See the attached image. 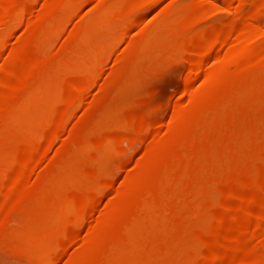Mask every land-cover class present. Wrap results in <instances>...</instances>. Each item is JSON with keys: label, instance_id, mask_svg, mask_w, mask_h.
I'll use <instances>...</instances> for the list:
<instances>
[{"label": "rangeland", "instance_id": "obj_1", "mask_svg": "<svg viewBox=\"0 0 264 264\" xmlns=\"http://www.w3.org/2000/svg\"><path fill=\"white\" fill-rule=\"evenodd\" d=\"M22 1L25 0H0V12L2 5ZM58 1L34 0L18 24L0 30V61L4 56L5 60L9 57L18 61L37 54L49 60L59 48L73 42H70L73 38L77 49L59 66L56 81L64 92L70 83L85 74L92 78L82 98L64 119L61 116L64 95L43 104L45 117L61 123L58 132L44 122L39 125V138L51 139L44 162L35 169V173L51 174L46 190L40 191L32 185L33 178L30 186L11 188L0 177V214H10L19 220L0 219V233L7 229L20 236L15 242H0V264H205L213 249L220 245L222 234L227 232L228 224L223 219L232 214H254L258 210L256 205L226 210L221 206L223 192L238 176L247 175L256 181L264 177V67L250 74L235 72L232 82L239 87L249 83L251 88L237 95L225 89L216 99L215 107H220L219 110L195 117L191 131L185 127L191 119L189 107L211 87L203 85L197 95L190 92L186 78L191 65L190 53L185 48L193 45L201 29L233 15V9L218 11L191 24L192 21H186V14L196 7V0H171L176 11L168 13L162 10L165 5L170 6L167 0H135L147 4L139 11L125 9V13H130L125 15L127 21L122 25L108 23L101 27L100 34L93 32L78 38L79 28L94 29L92 20L104 1L82 0L60 18L48 38L37 37L41 19L34 23L39 24L36 28L25 31L44 11L48 12L46 16L55 13ZM95 3L99 5L94 9ZM175 18L178 24L171 29L170 36L156 39L155 35L173 25ZM131 19L134 24L130 23ZM263 20L264 17L260 19L262 23ZM261 40L264 42L263 36L252 44L260 45ZM239 49L233 45L229 52L235 54ZM220 66L217 63L213 66L216 75L222 72L217 70ZM0 74L1 80H11L19 73L1 65ZM171 119L180 123L178 128L169 129ZM143 120L149 127L160 122L152 142L146 134L141 143L123 152L114 146L100 150L91 147L83 153L76 149L78 143H98L106 137L105 141L113 145L115 139ZM12 124L0 132L2 136L6 133L7 138L4 137L8 141V146L0 144V148L10 146L4 151L10 163L16 165L27 137L24 119ZM59 148L68 153L60 162ZM54 164L57 166L53 167ZM105 178L110 179L111 185L102 195L91 223L87 224L86 217L80 223L75 241L66 244L64 239L63 247H51V236L43 230L44 226L54 219H64L63 213L39 210L35 203L48 200V190L56 193L59 202L78 201L89 196L84 180L101 182ZM149 189L163 194L172 191V194L163 203L147 208L143 219L132 221V213ZM232 189L234 196L229 198L230 202L251 193L250 187L242 184L233 185ZM6 199H11V206L4 205ZM188 204H196L200 209L196 222L188 218ZM31 215L33 218L28 220ZM255 221L253 217L250 223ZM122 225L129 234L128 241H124L123 231L118 228ZM232 231L244 238V245L240 252H229V264H264V233L244 235L242 226ZM107 250L111 256L98 260L99 254Z\"/></svg>", "mask_w": 264, "mask_h": 264}, {"label": "bare ground", "instance_id": "obj_2", "mask_svg": "<svg viewBox=\"0 0 264 264\" xmlns=\"http://www.w3.org/2000/svg\"><path fill=\"white\" fill-rule=\"evenodd\" d=\"M81 1L82 0H59V4L57 5L58 9L55 11V13L46 16L48 12L46 14L44 11L41 14L43 16L46 14V17H43L42 15H38V17L36 16V21L33 22V26H29L27 28L28 30L25 31H30L32 27L36 28V26L39 24L34 25V23H39L40 21L37 19H41V26L39 25V30L37 29V37H42L44 39L48 38L50 32L58 25L60 18L72 11ZM33 3L34 0H25L18 3L8 2L2 5V12H0V30H7L12 25L16 23L18 24V22L21 21L23 15L28 11L30 4ZM167 3L170 4L172 2L171 0H167ZM97 4L96 7L93 6L94 9L98 8L97 6L99 4ZM100 4L102 5L99 7L100 9L98 10L97 14L94 15L95 17L92 20L94 29H75L77 35H79L78 38H82L93 32L96 35L100 34L101 27L104 25L107 26L108 23H118L122 25L126 19L125 15H128L132 9H135L136 11L142 10L147 2L145 4L143 1L136 3L135 0H104L103 3L101 2ZM195 4V8L193 7L192 10L190 9V12L188 11L189 13L186 12V21H189V23L192 21L191 24H193L194 21L196 22L206 19L218 11H228L233 9L234 14L209 26L207 24V28H205L206 26L204 25L205 29H201L202 32H200V34L197 33L198 36L196 34L193 45L189 48H185V50L189 51L190 53L191 65L186 77L187 86L191 87L190 92H193L194 95H197L200 93L203 85H205V87L206 85H211L205 96L199 101L194 102L189 107L191 119L186 123L185 127H187V129L190 131L195 126L194 118L199 114H205L220 109V107H215L217 105L216 99L222 95V92L225 89H230L235 95H237L243 89L251 88L252 85H249V83L239 87L236 83L232 82V76L235 74V72L237 73L240 71H245L247 74H250V72L258 71L264 67V42L261 40L263 42L262 44L259 45V43H257L258 45H253L255 42H257V38L260 39V36L264 37V23L260 21V19L264 17V0H223L221 3L216 2L215 0H196ZM165 7L166 8L163 7L162 10L164 9L165 11H163L166 13L170 12L171 10L173 11L174 9L172 4H170V6L165 5ZM246 7V12L241 14V11ZM125 9L129 10L130 12H127L128 14L125 13ZM95 11L96 10H94V13ZM174 11L176 10L174 9ZM49 12H51V10H49ZM175 15L178 17V14ZM176 19L177 18H175V22L173 21L175 24L173 23V25H169L165 30L159 33L158 36L155 35V38H164L171 34V29L174 27V25L177 26L178 24ZM126 21L127 20H125V22ZM29 22L32 23L31 20ZM132 22H134V20L131 19L130 23ZM85 25L86 27L88 26L87 24ZM198 30L200 29H197L196 31ZM67 40L69 39H66V41ZM71 40L73 42H71ZM191 40L193 39H189L190 42ZM252 41H254L253 44ZM70 42L71 43L65 42L66 45L63 44L64 46L59 48V51L49 60H46L45 58L43 59L40 54L20 59L18 61H14L9 57L5 60V56L1 58L2 60L4 59V61H0L2 62L0 67L1 65H5L9 69H16L18 70L19 74L15 78H11V80L0 79V132L5 130L9 125H13L12 123L17 122L20 119H24V132L27 137L24 146H22V156L16 165H12L10 163V157L8 154L6 155V151H4L6 148H10V146L6 147L4 150L3 146L0 148V177H2V179L11 188L30 186V180L33 178L32 185H36L40 191L44 192L46 190L45 187L49 182V177L51 174H46V172L45 174L35 173V169L40 163H42L41 161L44 162L45 155L50 149L51 139L45 138L41 140L39 138V125L41 122H44L48 125V127L53 128L54 132H58L61 123L55 122L54 120L47 118V116L45 117L46 111L44 110L43 104L44 102L46 103L56 96L64 95L65 107L61 113L62 119H64L72 110L73 106L82 98L91 83V75L85 74L75 83H70L69 87L63 92L61 86L56 81V74L59 70V66L68 61V59L77 49V44L73 38L70 39ZM35 44L37 47V43ZM233 45L239 46L240 48L235 54H231V52H229L230 47ZM181 46L182 44H180V47ZM0 51H2L1 46ZM207 61H209V63H207ZM216 63L221 65V68L217 69L222 70L219 75H216L214 72L216 68L214 69L213 66ZM200 80L201 83L199 85ZM29 110L30 112L28 113ZM159 124L160 122H157L154 126L149 127L148 122L143 120L138 124H134L136 126H134L131 131L128 130L126 132L125 129L124 132L126 133L123 132L124 134H122L120 138L116 137L117 139L113 141V145L110 144L109 141H105L107 139L106 137V139L104 138L105 140L98 143L89 144L86 141L78 143L76 149L83 153L84 151L87 152L89 149H91V147L94 148V150H100L105 147L114 146V148L116 147L117 151L123 152L131 147L133 148V146L137 145L138 143H141L146 134H148L150 137L149 142L154 141L158 134ZM179 125L180 123H178L176 119H171L169 123V129L173 130L174 128H178ZM4 136L7 138L6 133L5 135L3 134V136L0 135V144L2 145H5L8 142ZM66 151L67 150L63 149L60 150L59 153L57 152L58 162L67 156L68 153H66ZM73 151L74 150L71 152ZM9 152L11 153L10 150ZM210 161L212 162V160ZM56 166L57 165L55 164L53 165V167ZM94 179L83 181L84 186L90 193H88L86 190V194H89V196H84L78 201L67 202V204L59 202L56 197V193L54 191L49 192L47 189L48 191H46V193L49 195V199L45 200V202L38 201L35 203V207L39 210H45V212L61 211L63 213L64 219H54L48 225L44 226L43 230L50 233L51 247H63L64 239H66V244L75 241L79 235L81 226L80 223L86 217L88 218L87 224L91 223L95 211L97 212L99 210L102 195L111 185L109 178H105L101 182L95 181ZM204 181L206 180H202V182ZM236 184H242L250 187L251 193L247 197H237L236 199L234 198V202H230L231 197L234 196L232 186ZM43 188L44 190H42ZM146 192L145 198L132 213V221L136 219H143V215L147 211V208L152 207L156 203H163L164 200L167 199L170 194H172V191H169L170 193L166 192V194H163L158 190L152 191L150 189ZM223 196L224 200L221 202V206L226 210H231L234 208V206L249 207L251 205H256L258 210L256 209L257 211L256 213L253 212L254 214H249L248 212L241 215L232 214L228 217L226 216L223 219V221L228 224L227 232L222 234L220 245L213 249L210 259L205 264H229V252H240L244 245V238H240L241 236L239 237V235L237 236L234 234L232 231L233 228L237 226L245 227L244 235L256 236L260 233H264V177H262L259 181H256L247 175L238 176L232 181L227 190L223 192ZM53 200L54 202H52ZM11 203V199H6L4 201V205L6 206H11ZM181 210L184 211V209ZM187 211L189 216L188 218L195 219L194 222H196V218H198L199 214L198 211H200L196 204H188ZM13 217L14 216L10 214H0V219H3L4 222L19 221L13 219ZM253 217L256 219V221L254 223H250V220H252ZM32 218V215L28 216V220ZM184 218H186V215ZM188 218L186 219L188 220ZM118 228L123 231V235L125 236L124 241H128L129 234L125 231V227L122 225ZM19 238L20 236L18 235V232L12 230L6 229L0 233V242L2 243L15 242L18 241ZM233 243L234 246H232ZM253 249L254 247H252L251 252H253ZM111 254L112 253H110V250L104 251L103 253L101 252L99 254L100 256L98 260H104L106 257H110Z\"/></svg>", "mask_w": 264, "mask_h": 264}]
</instances>
